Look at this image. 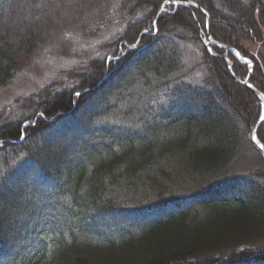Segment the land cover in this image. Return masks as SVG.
<instances>
[{
	"label": "trees",
	"instance_id": "1",
	"mask_svg": "<svg viewBox=\"0 0 264 264\" xmlns=\"http://www.w3.org/2000/svg\"><path fill=\"white\" fill-rule=\"evenodd\" d=\"M196 2L253 62L246 75L204 50L187 11L160 19L157 0H0V89L52 37L57 52L86 47L67 83L0 118V264H264V157L250 141L262 103L240 82L264 92V0ZM108 56L119 68L100 84Z\"/></svg>",
	"mask_w": 264,
	"mask_h": 264
},
{
	"label": "rangeland",
	"instance_id": "2",
	"mask_svg": "<svg viewBox=\"0 0 264 264\" xmlns=\"http://www.w3.org/2000/svg\"><path fill=\"white\" fill-rule=\"evenodd\" d=\"M246 18V17H245ZM247 19V18H246ZM221 23L222 24H232L229 19H226V17H221ZM236 26H240L241 29H244L245 26L241 24H237ZM112 33V32H110ZM203 34V32H202ZM102 35L99 36V38ZM103 40L107 39V36L103 35L102 36ZM204 37V35H203ZM53 40L50 41L49 43H45L34 55L32 60L29 62V65L22 70L18 75L15 77V80L11 85H9L5 89H0V118L2 117L3 114H10V112L13 109L18 110V105L23 101L24 99H29L32 98V95L34 92H37L39 89L44 90V88L54 82L59 83L63 82V85L67 83L64 79L62 80L60 77L62 76L60 73L62 71L68 70L69 67L72 66H80L83 62L86 63L85 61V56L80 54L83 49H86V47L81 43V42H76V40H72V50L69 54L62 53V52H57L56 51V44L58 39L54 40V37H52ZM66 38V37H64ZM85 43L87 42L86 39ZM203 40L208 43L210 40L207 38H203ZM208 41V42H207ZM251 46L253 49L256 50L255 44H248ZM192 48L195 49L197 46L195 44H192ZM93 50V49H92ZM235 51L237 49L234 48ZM61 51V49H60ZM79 52V53H78ZM73 53V54H72ZM72 54V55H71ZM235 53H231L232 56H234ZM228 57V55H226ZM243 56V55H242ZM112 58V62L109 64L107 63V68L105 71L104 76L100 79L101 83H103L105 80L111 77L113 78V75L117 73V67L119 65V60L114 61L112 56H108ZM246 60H250L249 58L243 56ZM230 58V57H228ZM189 59L188 61H190ZM229 62L232 64L233 59L230 58ZM85 65V64H84ZM119 68V67H118ZM251 68H248V70ZM250 71V70H249ZM199 77V75H198ZM246 80H244L245 82ZM113 82V81H112ZM55 83V84H56ZM250 83V82H249ZM60 86H62L60 84ZM96 87H91L86 90L85 93H83V99H88L87 95L88 93H92L93 90H95ZM104 91L96 93V95L93 96V101L97 98L98 102L99 100L101 101V96H99L101 93ZM31 96V97H30ZM99 96V97H98ZM35 97V95H33ZM92 100V99H91ZM104 100L102 99V102ZM247 101V99L245 100ZM24 102V101H23ZM87 103V102H86ZM127 109V108H125ZM41 111L36 114V117L30 122L31 124H35L39 119H42L44 115H41ZM123 117V115H119L118 118ZM117 118V119H118ZM119 120V119H118ZM2 121V119H1ZM28 122V124H30ZM126 125L127 123H120L119 125ZM27 125V124H25ZM2 141L0 139V148L2 145ZM4 143V142H3Z\"/></svg>",
	"mask_w": 264,
	"mask_h": 264
},
{
	"label": "snow or ice",
	"instance_id": "3",
	"mask_svg": "<svg viewBox=\"0 0 264 264\" xmlns=\"http://www.w3.org/2000/svg\"><path fill=\"white\" fill-rule=\"evenodd\" d=\"M157 9L159 13L160 19H163V17L168 15H179L180 13L187 11L188 16L185 18L189 24L192 25L194 30L196 31L197 35H199L201 32H203L205 37L212 38L213 41H215V37L213 36L212 28L213 25L211 23V19L209 17V11L208 9L202 8L200 3H197L196 0H157ZM199 13V15H197ZM156 13H154L155 15ZM160 19L154 20L151 24H149L148 27L143 29V32L141 33L142 36L148 37L151 36L153 33V30L157 27V25L160 23ZM158 31V29H157ZM137 45L135 43L133 44H125V47L131 49L135 48ZM224 45L223 44H217L213 42L212 47L209 48L207 45H205V51L206 52H212L213 59H216V53H219V59L222 61H225V67L226 70H228L229 75L234 77L237 71L238 64L242 62L245 65V75L247 74L248 68L251 67L252 61L246 60L241 56V53L239 51H235L234 56H232L233 60L237 61L236 65H232L227 63L225 60V54H224ZM213 49L216 50V52H213ZM234 50H229V53L231 54ZM107 63L112 62V58L110 57H104L103 58ZM247 88H253V85L251 83H248L245 81ZM75 95L79 97L81 95V92H76ZM253 95H255V92H253ZM259 101H264V92H261L259 94ZM264 105H258L257 113H256V120L253 122V126H255L256 121L260 123V127L256 129L255 134L250 135V141L253 143L254 147H256L259 151L264 152ZM43 115V114H41ZM125 131H133L131 127L128 129H122ZM21 139L24 138L23 135L20 137ZM176 195H185V194H176Z\"/></svg>",
	"mask_w": 264,
	"mask_h": 264
},
{
	"label": "water",
	"instance_id": "4",
	"mask_svg": "<svg viewBox=\"0 0 264 264\" xmlns=\"http://www.w3.org/2000/svg\"><path fill=\"white\" fill-rule=\"evenodd\" d=\"M232 50V49H231ZM247 82H248V80H247ZM249 83V82H248ZM246 84V83H245ZM251 90L253 91V92H255V94L257 95V96H259V94L261 93L260 92V90H258L257 88H255V87H253V88H251ZM260 126V123L257 121V123H256V125L254 126V128H253V131H252V133L251 134H255L256 133V129L258 128ZM261 152V151H260ZM262 153V155H263V157H264V152H261Z\"/></svg>",
	"mask_w": 264,
	"mask_h": 264
}]
</instances>
